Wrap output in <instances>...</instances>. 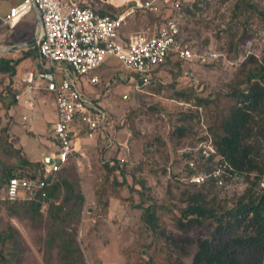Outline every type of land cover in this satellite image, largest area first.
<instances>
[{
    "label": "rangeland",
    "instance_id": "obj_1",
    "mask_svg": "<svg viewBox=\"0 0 264 264\" xmlns=\"http://www.w3.org/2000/svg\"><path fill=\"white\" fill-rule=\"evenodd\" d=\"M75 1L87 2L94 9H107L109 5L116 12L125 11L134 2ZM198 6L195 14L175 15L180 37L195 47L216 50L220 53L217 60L201 63L172 56L154 69L155 81L140 92L132 90L129 70L113 56H107L96 70L100 79L97 85H90L87 76L79 78L88 94L96 98L100 95L98 101L111 114L115 137L110 153L102 148L101 139L81 140L77 143L81 146L77 159L61 169L86 198L80 220L73 226L87 264H193L195 252L203 240L211 238L216 223L210 219L188 230L180 229L177 219L186 206L184 193L203 189L210 204L229 208L247 189L259 191L264 186V179L260 185H253L254 174L226 173L222 179L191 181L193 176L202 177L220 166L218 154L207 159L198 147L204 144L203 139L209 140V134L213 139L219 120L233 104L229 95L232 87L246 86L240 81L248 71L264 67V0H198ZM157 24L153 12H134L121 32L153 34ZM200 97L209 99V103H199ZM179 127L187 129L184 136L179 135ZM114 159L124 168L127 186L113 187L114 173L108 181L105 179V161ZM191 160L196 168L190 166ZM115 174L123 179L120 171ZM140 178L147 182L148 188L142 189L144 196L130 189L131 185L141 188L136 183ZM5 190V186L0 188L1 200L5 199ZM5 202L0 230L12 225L19 231L24 250L21 264H63L57 246L47 252L52 223L48 205L42 206V217L32 220L24 214H13L7 208L10 202ZM150 203L158 205L163 228L159 233L141 218L143 208L138 205L146 207Z\"/></svg>",
    "mask_w": 264,
    "mask_h": 264
},
{
    "label": "built area",
    "instance_id": "obj_2",
    "mask_svg": "<svg viewBox=\"0 0 264 264\" xmlns=\"http://www.w3.org/2000/svg\"><path fill=\"white\" fill-rule=\"evenodd\" d=\"M196 0H134L133 4L116 16L98 13L90 4L82 6L75 0H23L12 6L4 17L3 25L14 27L20 20L38 9L41 14L42 33L38 42L40 68L29 71L25 81L26 93L35 89L50 92L55 101L57 119L53 129L58 148L51 155V162L43 167L44 177L22 175L12 176L5 190V199L31 201L42 198L47 201V181L59 172L69 160L77 159L81 147L77 141L101 139L102 148L113 146L115 137L107 109L100 101L88 94L79 78L87 76L90 85L100 82L98 70L107 56H113L130 72L133 91H144L155 79L153 71L168 62L172 56L177 60H196L209 63L217 60L216 50L187 44L180 37L176 14L182 7H192ZM153 12L158 23L153 34H124L121 29L134 12ZM177 12V13H176ZM81 85V86H80ZM127 97V95H126ZM207 134V133H206ZM209 134V133H208ZM202 156L211 159L217 154L213 139H203ZM221 160L217 169L193 176L191 181L204 182L209 177L221 178L229 173L230 165ZM196 168V162L190 161ZM202 179V180H201ZM222 183V180L219 181Z\"/></svg>",
    "mask_w": 264,
    "mask_h": 264
},
{
    "label": "trees",
    "instance_id": "obj_3",
    "mask_svg": "<svg viewBox=\"0 0 264 264\" xmlns=\"http://www.w3.org/2000/svg\"><path fill=\"white\" fill-rule=\"evenodd\" d=\"M88 3L81 4L82 6ZM107 9H96L100 14L116 16L112 6ZM199 9L198 0L192 7H182L181 11L195 14ZM177 13V12H176ZM251 58H254L251 56ZM22 61L20 59L0 58V71L8 73L16 72V68ZM246 86L235 85L229 92L234 99L224 115L218 122L213 142L217 154L230 165V174L250 176L254 174L253 185H260L264 179V67H255L248 71L243 81ZM97 85V84H96ZM182 96L185 93H180ZM16 96V95H15ZM14 96V98H15ZM100 100V95L97 97ZM199 103H209V99L200 97ZM111 118V114L109 113ZM180 136L187 132L185 127H179ZM21 157L20 167H11L0 158V188L7 184L14 175H22L21 170H29L28 176L44 177L42 165L31 162L21 155V151L9 141L6 128L0 129V153ZM105 179L108 181L112 173L113 187L127 186V175L120 162L105 161ZM122 174L119 180L115 172ZM111 178V177H110ZM47 181L48 197L31 201L18 200L7 204V208L13 214H24L32 220L43 216L42 206L48 205V216L51 219V229L46 239L47 252L52 248H59V256L63 264H87L78 246L74 221H79L85 203L84 193L75 187L67 177L61 174V170ZM141 186L138 189L130 186L131 191L144 196L143 188L147 187L145 179L136 181ZM183 201L186 206L181 210L177 219V225L182 230L201 224L203 221L213 219L216 227L211 238L203 240L200 248L193 256V264H264V186L259 191L249 188L240 199L229 208H219L207 198L208 194L200 189L193 193H184ZM5 200L0 199V212ZM8 201V200H7ZM58 201V203H56ZM72 203V204H70ZM143 208L141 215L153 232L163 231L161 219L157 215L158 205L150 203L148 206L138 205ZM19 231L12 225L0 230V264H21L24 250L22 248Z\"/></svg>",
    "mask_w": 264,
    "mask_h": 264
},
{
    "label": "crops",
    "instance_id": "obj_4",
    "mask_svg": "<svg viewBox=\"0 0 264 264\" xmlns=\"http://www.w3.org/2000/svg\"><path fill=\"white\" fill-rule=\"evenodd\" d=\"M21 1L23 0H0L1 48L28 42L35 36L37 30L35 11L20 20L14 27L5 26L2 23L1 18L7 15L12 6ZM2 13L6 14L2 15ZM0 58L14 60L22 58L16 72L0 71V129H7L9 141H12L14 147L21 151L23 157L31 162L40 163L43 168L45 163H49L48 160L51 162V155L58 148V140L55 138L53 129L57 111L53 95L45 89H35L30 95L26 93L25 79L29 71L39 69L41 66L38 43L0 53ZM81 140L92 139H86L83 136ZM81 140L77 143L81 144ZM110 148L107 150L109 153L112 151ZM0 158L11 167H20L21 157L18 155L1 152Z\"/></svg>",
    "mask_w": 264,
    "mask_h": 264
},
{
    "label": "water",
    "instance_id": "obj_5",
    "mask_svg": "<svg viewBox=\"0 0 264 264\" xmlns=\"http://www.w3.org/2000/svg\"><path fill=\"white\" fill-rule=\"evenodd\" d=\"M36 15H37V30L35 33V36L32 40L28 41V42H24L12 47H8V48H1L0 47V53H4V52H8L11 51L13 49H18L21 48L23 46H27V45H32V44H36L39 42V39L41 37V33H42V21H41V14L40 11L38 9H35ZM50 162V160H48Z\"/></svg>",
    "mask_w": 264,
    "mask_h": 264
}]
</instances>
